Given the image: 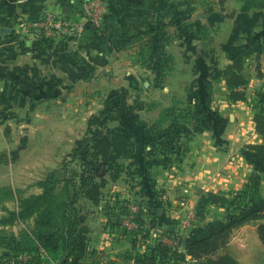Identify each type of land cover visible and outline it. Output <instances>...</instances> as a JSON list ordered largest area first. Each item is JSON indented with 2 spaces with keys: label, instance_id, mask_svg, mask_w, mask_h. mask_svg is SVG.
Here are the masks:
<instances>
[{
  "label": "crops",
  "instance_id": "obj_1",
  "mask_svg": "<svg viewBox=\"0 0 264 264\" xmlns=\"http://www.w3.org/2000/svg\"><path fill=\"white\" fill-rule=\"evenodd\" d=\"M82 1L0 0V108L5 110L6 116L13 113L11 107L30 108L39 105L37 101L44 96H57L58 85H117V78L113 80L112 76L113 73L116 74L117 66H114L113 60L122 51H111L110 42L119 39L126 32L159 25V17L151 14V7L148 5L154 0L143 3L145 6H134L130 0H97L105 10L104 21L98 27L88 25L79 37L32 39L16 36L19 19L37 20L47 12L80 19ZM154 10L159 12L160 9ZM260 57L264 58V54ZM125 64L128 63L125 61ZM258 72L264 75V67L259 65ZM221 81L224 82L223 79ZM258 82L252 79L248 85L257 86ZM205 84L206 82L200 86ZM40 85L55 87L46 94L45 86ZM47 105H55V108L48 110ZM224 107L227 112L233 111L231 114L225 113L232 121L225 130L220 127V118L193 116V121L201 128L195 127L192 131L189 149L183 160L176 164L177 167H172V171L163 170L159 159L147 155L145 145L153 138V134L144 127L146 117L143 115L139 116L141 120L125 116L110 135L99 136L90 144L86 160L92 167L100 164L99 176L94 178L88 192L77 200L80 254L73 264H121L125 253L133 252V248L144 251L155 239H160L159 233L170 230L176 219L185 214L186 209L198 203L200 194L238 189L245 183L247 175L257 167L255 155L245 145L260 143L261 138L254 131L252 115L247 107L238 102H229ZM32 114L54 119L55 129L58 131L51 132L49 136L65 138L68 135L69 129L64 136L62 99L55 97L46 100ZM245 114L250 116L246 118ZM7 124L11 127L9 120ZM207 125H210V129ZM13 136L12 127L3 130L0 125V152L8 155L10 150H14ZM223 141L227 143L225 147H221ZM75 143H78L77 139L72 144ZM65 147L71 146L65 144ZM261 168L260 173L264 175ZM26 170L28 167L25 163L1 161L0 189L8 188L13 192L20 185V177ZM26 180L33 179L26 178L23 184ZM38 192L36 189L26 194ZM114 196L137 200L142 207L149 209L148 216L144 219H152L154 227L150 228L146 239L137 235L134 246L130 242L133 237L129 234L116 229H105L107 218L103 207ZM13 199L5 203L9 209L16 208L14 192ZM12 203L13 206L9 207ZM205 211L206 223L203 227L200 224L197 230L192 229L182 235L181 245L183 239L188 242L199 239L229 221L230 217L222 207L208 205ZM30 225V220L0 225V250L10 249V237H17ZM244 226L231 233L227 243L229 250L233 249L231 244L235 233H239ZM164 242L172 246L171 238ZM179 249L183 251V247ZM185 260L190 262L188 258ZM39 264H63V260H43Z\"/></svg>",
  "mask_w": 264,
  "mask_h": 264
},
{
  "label": "rangeland",
  "instance_id": "obj_2",
  "mask_svg": "<svg viewBox=\"0 0 264 264\" xmlns=\"http://www.w3.org/2000/svg\"><path fill=\"white\" fill-rule=\"evenodd\" d=\"M130 1L134 6H143L149 0ZM148 5L151 7V14L159 17V25L125 33L126 36H135L125 47L116 50L119 53L122 51L120 56L113 60L114 66H117L116 74L113 73L112 76L113 80L117 78V85H58L57 96H44L37 101L39 105L30 108L11 107L13 113L9 116L0 108L1 127L3 130L11 127L14 129L15 148L10 150L8 155L5 153L4 161L25 163L28 167L26 173L20 177L22 183L20 182L13 191L16 206L20 197L30 195L26 194L28 191H41L36 186L37 181L51 173L57 178L63 177L62 165L66 166L65 174L79 172L81 163L86 161L84 153L79 152L78 159L71 161L72 151L79 141L85 138V144L90 146L99 136L110 135L125 116H132L137 120H141L140 115L145 116L143 123L148 132H162L173 123L176 138L171 141L170 151L166 154L158 153L153 157L159 159L163 170L172 171V167H177L176 164L186 155L192 131L195 127L201 128L193 121L194 115L220 118V127L225 130L228 124H232L228 114L233 111L227 112L224 107L229 102H238L247 107L251 112L252 121L258 108L262 107L264 114V75L258 72L259 65L264 67V58L260 57L264 54V0H154ZM156 8L160 9L159 12H155ZM236 53L244 56L243 73L247 81H259L257 86L249 87L247 82L237 88L243 93L242 101L229 100L228 90L221 81L222 70L229 65L230 57ZM125 61L128 64H125ZM205 82V86H200ZM40 86H45L46 94L55 87ZM55 97L63 100L64 136L69 129L65 138L49 136L51 132L58 131L55 129L53 118L31 115L34 110H39L41 103ZM46 108L54 109L55 105H47ZM249 116L245 114L246 118ZM7 120L11 122V127L8 126ZM207 128L210 129V125H207ZM76 139L78 143L73 145ZM65 144L71 147L67 148ZM224 145H227L225 141L221 147ZM255 162L257 167L251 172L259 175V188L257 201L246 204L248 209H254L264 202V175L260 173L261 166L256 156ZM41 165H44V168H40ZM26 178L33 180H26L23 184ZM246 182L247 179L238 189L223 192L229 194L243 189ZM2 194L0 192L1 216L5 215L6 210L16 209H9L5 205L11 202L13 197L4 201ZM249 195L250 191L247 198ZM242 196L236 198L240 206L242 201H245ZM197 204L185 210V213L192 210L196 214L193 225L195 230L200 224L203 227L207 216L205 209L201 216L196 213ZM225 212L231 217L230 212ZM237 212L238 210H234V213ZM258 223L260 221L244 224V228L240 229L239 233L236 232L232 239L233 249L229 250L226 246L225 251L235 256L239 264H264V244L257 236ZM3 251L10 253V257H2ZM23 255L24 253H15L11 245L8 250H0V264L10 260L8 264H28L30 258H24ZM183 262L194 263L192 260Z\"/></svg>",
  "mask_w": 264,
  "mask_h": 264
},
{
  "label": "trees",
  "instance_id": "obj_3",
  "mask_svg": "<svg viewBox=\"0 0 264 264\" xmlns=\"http://www.w3.org/2000/svg\"><path fill=\"white\" fill-rule=\"evenodd\" d=\"M125 36L126 34L115 41H111L110 50L122 49L135 35ZM229 61V65L221 72L228 90L227 97L232 101H242L243 93L237 88L246 85L248 82L243 73L244 56L241 53H236L230 57ZM173 128V123H170L162 132L155 133L149 130L153 134V138L146 144L149 147L146 149L149 157H154L158 153L166 154L170 151L171 141L176 138ZM253 128L260 136L261 142L248 144L246 147L256 156L260 166L264 168V114L262 107L258 108L253 116ZM85 142L86 139L82 138L78 146L73 149L71 161L78 159L79 152L87 155L89 146ZM5 158V153H0V162L4 161ZM99 165L92 167L86 160L81 163L79 172L72 171L70 175L65 174L66 166L62 165L63 177L57 178L54 173L49 174L36 182V186L41 189L39 193L20 197L17 200L16 209L6 210L5 215L0 217V225H9L17 221H31V225L26 230H22L17 237H10L15 253L20 252L29 255V263L33 264H39L43 260L45 262L63 260V264L74 263L80 254V241L77 238L79 225L77 200L79 196L88 192L94 178L99 176ZM259 181V175L251 172L243 189L229 194L222 191L200 194L196 205V213L200 216L206 206L214 205L230 212L231 217L226 224L214 228L209 234L193 241H185L183 251L179 249L181 238L179 239V246L176 247L167 245L157 238L152 245L145 247L144 251L140 252L133 248V252L125 253L122 256L123 262L121 264H179L186 258L192 260L193 264H239L232 255L225 251L234 229L249 222L260 221L257 224V236L264 244V202L254 209H248L246 205L257 201ZM248 191H250V195L247 198ZM0 192L3 193L4 201L13 197L11 189L3 188L0 189ZM239 195H243L242 199L245 197L241 206L236 201ZM114 197L112 202L105 203L103 207L104 215L107 218L105 229L108 227L109 230L116 229L129 234L130 237H133L130 242L134 246L137 235H140L141 238H147L150 228L154 227L153 220L147 221V228L131 231L121 229L119 220L120 216L126 212L125 202L127 199ZM138 204L142 207L140 203ZM231 210L233 211L231 212ZM234 210H238V212L234 213ZM148 213L149 209L142 207L136 217V222L141 225L145 223L144 218L148 216ZM9 254L8 252L2 253V257L7 259L10 257Z\"/></svg>",
  "mask_w": 264,
  "mask_h": 264
},
{
  "label": "built area",
  "instance_id": "obj_4",
  "mask_svg": "<svg viewBox=\"0 0 264 264\" xmlns=\"http://www.w3.org/2000/svg\"><path fill=\"white\" fill-rule=\"evenodd\" d=\"M81 8L82 18L78 20L53 15L49 12L44 13L37 20L19 19L16 36L32 39L75 38L84 33L88 25L98 27L103 23L105 10L97 0H83ZM125 206L126 212L120 216L119 220L121 229L131 231L148 227V222L145 219V223L142 225L136 222V217L142 208L136 201L127 199ZM194 222L195 213L189 210L176 219L175 225L170 230L160 232L159 238L163 243H165L164 240L171 238L172 246H179V239L193 229ZM23 257L30 258L27 254H24ZM7 262H11V260ZM7 262L5 264H8Z\"/></svg>",
  "mask_w": 264,
  "mask_h": 264
},
{
  "label": "water",
  "instance_id": "obj_5",
  "mask_svg": "<svg viewBox=\"0 0 264 264\" xmlns=\"http://www.w3.org/2000/svg\"><path fill=\"white\" fill-rule=\"evenodd\" d=\"M1 30H4V31H5L6 29H1ZM184 245H185V239L182 240V245H181V247H184Z\"/></svg>",
  "mask_w": 264,
  "mask_h": 264
}]
</instances>
